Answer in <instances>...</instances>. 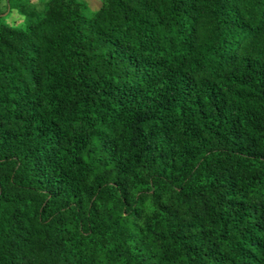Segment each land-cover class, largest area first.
I'll return each instance as SVG.
<instances>
[{
  "label": "trees",
  "instance_id": "obj_1",
  "mask_svg": "<svg viewBox=\"0 0 264 264\" xmlns=\"http://www.w3.org/2000/svg\"><path fill=\"white\" fill-rule=\"evenodd\" d=\"M8 1L0 264H264V0Z\"/></svg>",
  "mask_w": 264,
  "mask_h": 264
},
{
  "label": "rangeland",
  "instance_id": "obj_2",
  "mask_svg": "<svg viewBox=\"0 0 264 264\" xmlns=\"http://www.w3.org/2000/svg\"><path fill=\"white\" fill-rule=\"evenodd\" d=\"M19 2L20 0H14V2ZM45 0H22L29 9L30 5L35 6L37 9H41ZM86 6L88 11H95L99 8L100 0H80ZM9 3L12 6L13 2L8 0H0V26L1 25H11L16 27H22L23 25V15H21L17 10H9ZM29 4V5H28Z\"/></svg>",
  "mask_w": 264,
  "mask_h": 264
}]
</instances>
